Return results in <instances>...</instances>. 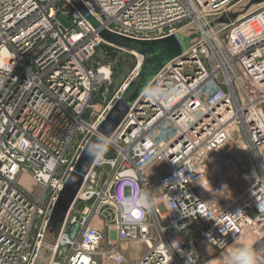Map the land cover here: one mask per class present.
<instances>
[{
	"label": "built area",
	"instance_id": "2783aa9c",
	"mask_svg": "<svg viewBox=\"0 0 264 264\" xmlns=\"http://www.w3.org/2000/svg\"><path fill=\"white\" fill-rule=\"evenodd\" d=\"M242 1L0 0V264L35 263L83 144L138 80L143 56L104 33L154 40L183 32L191 37L188 58L179 57L161 86L159 71L143 90L149 102L130 104L107 152L84 175L49 245V264H211L203 263V246L220 257L248 228L262 230L257 261L264 2L212 25ZM101 44L135 57L111 92V66L90 64ZM248 154L259 176L228 195L235 182L253 178L243 168ZM145 191L154 205L125 211L122 202ZM140 244L144 252L127 260L125 251Z\"/></svg>",
	"mask_w": 264,
	"mask_h": 264
},
{
	"label": "water",
	"instance_id": "95a60500",
	"mask_svg": "<svg viewBox=\"0 0 264 264\" xmlns=\"http://www.w3.org/2000/svg\"><path fill=\"white\" fill-rule=\"evenodd\" d=\"M262 1L264 0H251L249 5L255 2ZM237 15V13L224 14L218 17L212 23V25L223 23L230 24L237 17ZM104 36L113 43L115 42L121 44L128 49H134L135 51L139 52L143 56V62L138 75L139 84L136 91L129 98H120L112 105L105 118L98 125L96 134L91 135L88 139V141L91 142H95L98 132H103L111 135L122 118L127 113L131 103L139 104L144 103L145 101H150L143 96V90L148 84L152 83L153 78L159 73V71H162V76L160 77L158 83L161 86L164 81L168 80V77L172 71V66L179 65V57L182 56L184 59L188 58L183 43L186 41V39L178 38L175 35H170L154 40L135 41L125 39L122 40V38L120 37L113 36L107 33H104ZM152 89H155V86L153 84ZM92 162L93 160H91L81 152L73 171L67 178L63 189L59 193L53 205L46 229V235L48 234V232L54 231L58 227V225L62 223L66 212L73 203L76 193L83 182L84 175L87 173ZM50 240L52 239L50 238ZM43 249L46 253V259L43 264H49L52 255V249L46 243L40 247L34 264H38L39 254Z\"/></svg>",
	"mask_w": 264,
	"mask_h": 264
},
{
	"label": "rangeland",
	"instance_id": "374dc122",
	"mask_svg": "<svg viewBox=\"0 0 264 264\" xmlns=\"http://www.w3.org/2000/svg\"><path fill=\"white\" fill-rule=\"evenodd\" d=\"M250 1L251 0L242 1L241 3L237 4L236 7H234V9L231 10L230 13H237L238 14L237 17H238L239 15H241L245 12H248V11H251L253 9L258 8L259 6H261V3L264 2V1L255 2V3L249 5ZM58 17H59V21H61L64 26L67 27L71 24L67 15L60 14ZM216 28H219V27L217 26ZM113 36H116V35H113ZM117 37H119V36H117ZM177 37L186 39V41L183 42L184 46H188L190 44L191 37H190L189 33L183 32V33H180ZM120 38H122V40L125 39V40L135 41L134 39H129V38L121 37V36H120ZM103 39L107 42L108 41L111 42L105 36H103ZM113 44L116 47L126 48L123 45L115 43V42ZM126 50L131 51V49H128V48H126ZM132 51L137 52L134 49ZM137 53H139V52H137ZM134 59H135V57L131 54L123 52V51H121L115 47L113 48V47H110L108 45L101 44L100 47L96 50L95 55L91 59L92 62H90V64L92 63L93 66L96 68H98L102 65H105V66L110 65L111 66V69L113 70V77L111 78L112 79V85L110 86L111 87L110 92H111V90L114 89V87H117L120 84L125 73H127V71L131 68V65L134 62ZM138 84H139L138 80L133 82L132 86L127 90V92L125 94V96L127 98H129L136 91ZM248 157H249V154L246 156V163H244L243 168L245 170H247L249 173H252L253 178L252 179H246V180H238V182H235V184L232 185L231 188L227 191L228 195L233 196V195H237V194L241 193L245 188H247V186L249 184H251L253 182V180L257 176H259L258 170L255 166V162H253L255 159H253V160L248 159ZM261 157L264 158V147L261 148ZM22 183L25 186L29 187L30 182H29L27 177H24L22 179ZM159 191H160V188L157 186V184L151 188V193L153 195L158 194ZM60 225H58V227L54 231H50L46 235L45 243L48 246L51 245L53 243V241L55 240ZM261 231L262 230H258L257 228L256 229H249V228L246 229L244 231V234L240 238H238L236 241H234L231 245H229L221 253V256H225L228 253L230 248L236 247L240 244L251 243L254 246V244L257 243L259 233ZM50 238L52 240H50ZM144 250H145V247L143 244L136 245V246L135 245L130 246V248L125 251V254L127 255V260H130V262H133L136 258L139 257L140 254H142L144 252ZM203 251H204V253H206L205 258H203V263L210 261L209 263L212 264V262L216 261L215 258L219 255L218 250L211 248V247L209 248L207 246H203ZM45 259H46V253H45V250L43 249L39 254L38 264H43L45 262ZM217 263L219 264V259H218V261H216V264ZM258 264H264V252L262 253V255L260 257Z\"/></svg>",
	"mask_w": 264,
	"mask_h": 264
},
{
	"label": "clouds",
	"instance_id": "9594fccd",
	"mask_svg": "<svg viewBox=\"0 0 264 264\" xmlns=\"http://www.w3.org/2000/svg\"><path fill=\"white\" fill-rule=\"evenodd\" d=\"M158 91V90H157ZM113 142L110 135L98 132L95 142H85L82 146V153L91 160L99 161L107 152L108 147ZM125 211L132 209H150L154 205V201L148 192H142L135 196L126 198L123 202ZM175 247L178 248V241H173ZM223 264H256L255 249L251 243L240 244L230 248L228 253L222 258Z\"/></svg>",
	"mask_w": 264,
	"mask_h": 264
},
{
	"label": "bare ground",
	"instance_id": "6f19581e",
	"mask_svg": "<svg viewBox=\"0 0 264 264\" xmlns=\"http://www.w3.org/2000/svg\"><path fill=\"white\" fill-rule=\"evenodd\" d=\"M140 55H141V54H140ZM141 56H142V55H141ZM27 178H28V177H27ZM28 180H29V178H28ZM29 182L31 183L30 180H29ZM30 183H29V186H30ZM220 257H221V255H220ZM220 257H216L215 260L218 261V259H219ZM216 261L212 262V264H216Z\"/></svg>",
	"mask_w": 264,
	"mask_h": 264
},
{
	"label": "crops",
	"instance_id": "0c3cea01",
	"mask_svg": "<svg viewBox=\"0 0 264 264\" xmlns=\"http://www.w3.org/2000/svg\"><path fill=\"white\" fill-rule=\"evenodd\" d=\"M263 252H264V250L260 253L259 258H258L257 261H256V264H258L259 259H260V257H261V255H262Z\"/></svg>",
	"mask_w": 264,
	"mask_h": 264
}]
</instances>
